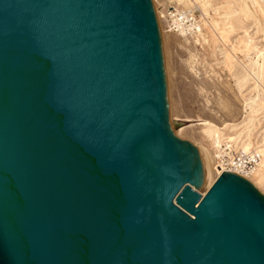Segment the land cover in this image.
Here are the masks:
<instances>
[{"label": "water", "instance_id": "95a60500", "mask_svg": "<svg viewBox=\"0 0 264 264\" xmlns=\"http://www.w3.org/2000/svg\"><path fill=\"white\" fill-rule=\"evenodd\" d=\"M0 264H264V196L170 128L152 0H0Z\"/></svg>", "mask_w": 264, "mask_h": 264}, {"label": "rangeland", "instance_id": "374dc122", "mask_svg": "<svg viewBox=\"0 0 264 264\" xmlns=\"http://www.w3.org/2000/svg\"><path fill=\"white\" fill-rule=\"evenodd\" d=\"M253 1L152 0L154 9L160 12L158 25L171 130L180 140L214 155L216 149L203 125H199L200 120L220 127L224 122H243L244 104L256 96L253 64L257 60L263 65L259 84L262 102L253 105L248 113L257 116L254 135L264 132V21L254 14ZM255 1L264 6V0ZM173 8L194 13L202 26L199 33L170 31V18L162 16ZM246 79L248 82L242 86ZM187 120L195 124L175 126L178 121ZM213 174L216 181L220 175L218 165L214 164ZM254 180L250 182L264 196V179Z\"/></svg>", "mask_w": 264, "mask_h": 264}, {"label": "bare ground", "instance_id": "6f19581e", "mask_svg": "<svg viewBox=\"0 0 264 264\" xmlns=\"http://www.w3.org/2000/svg\"><path fill=\"white\" fill-rule=\"evenodd\" d=\"M253 2L256 4V10L254 14H256L257 18L263 19L262 21H264V6H262L259 2L255 0ZM155 13L157 16V21H158L160 12H158V10L155 9ZM165 17L167 16L165 15L162 16V18H165ZM182 34H184V32H182ZM260 57L261 55H258V58ZM262 67L263 65H261L258 60L253 64V69L254 71L256 70V76H255L256 96L253 98H250L249 101L246 100V103L244 104L245 115H244L243 122H241V124H238L235 122L234 123L224 122L223 125L220 127L217 124L212 123L211 121L209 122V121L200 120L201 124L199 125H203L204 133L212 141L213 148L216 149V153H215L216 156L213 153H211V151H207L210 157L212 185L214 184V181H215L213 179L214 164L216 166L218 165V170H219L220 175L225 169L224 166L220 162V158L222 157L224 153L228 154L229 156H232V153H240V152L258 154L260 159H259V162L257 164L255 171L253 172L251 176H245L244 178L247 179L249 182L255 181L254 179L256 180L258 179V181L259 179L260 181L264 179L263 178L264 177V173H263L264 172L263 171L264 169V132L260 134L258 137L254 135V130L257 125L255 123V118L257 116H252V115H249L248 113V109H251L253 105H256L262 102L263 94L260 90V85H259L262 75H263ZM247 82H248L247 79L244 80L242 86H244ZM242 96H245V95H242ZM175 124L174 125L179 128H184L186 126L194 125L195 121H192V120L180 121V122L178 121ZM252 126L254 127V129H251ZM228 150H230V152H228Z\"/></svg>", "mask_w": 264, "mask_h": 264}, {"label": "built area", "instance_id": "2783aa9c", "mask_svg": "<svg viewBox=\"0 0 264 264\" xmlns=\"http://www.w3.org/2000/svg\"><path fill=\"white\" fill-rule=\"evenodd\" d=\"M167 17L170 18V31L181 33H199L202 29L201 23L196 15L192 12H186L174 9L168 12ZM230 152V150H228ZM234 154V155H233ZM233 156V157H232ZM232 156L223 154L220 158L221 164L224 166V172H235L241 177L251 176L255 171L259 162V155L256 153H232ZM222 169V168H221Z\"/></svg>", "mask_w": 264, "mask_h": 264}]
</instances>
